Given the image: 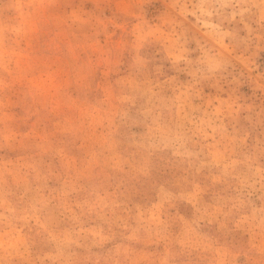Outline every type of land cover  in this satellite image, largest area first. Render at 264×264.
Wrapping results in <instances>:
<instances>
[{
	"label": "rangeland",
	"instance_id": "1",
	"mask_svg": "<svg viewBox=\"0 0 264 264\" xmlns=\"http://www.w3.org/2000/svg\"><path fill=\"white\" fill-rule=\"evenodd\" d=\"M0 264H264V0H0Z\"/></svg>",
	"mask_w": 264,
	"mask_h": 264
}]
</instances>
